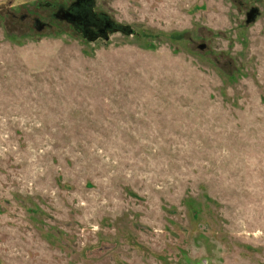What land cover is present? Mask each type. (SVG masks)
<instances>
[{
  "label": "rangeland",
  "instance_id": "obj_1",
  "mask_svg": "<svg viewBox=\"0 0 264 264\" xmlns=\"http://www.w3.org/2000/svg\"><path fill=\"white\" fill-rule=\"evenodd\" d=\"M76 1L0 0V264H264V0Z\"/></svg>",
  "mask_w": 264,
  "mask_h": 264
},
{
  "label": "flooded vegetation",
  "instance_id": "obj_2",
  "mask_svg": "<svg viewBox=\"0 0 264 264\" xmlns=\"http://www.w3.org/2000/svg\"><path fill=\"white\" fill-rule=\"evenodd\" d=\"M74 6H76V8H78V10L72 6L71 11L65 12V15L67 16L68 14H71L72 15L71 18L81 19V21H83V32L85 34H90L91 31H97L95 33V35H96V34L100 33L101 29H104L110 23L109 20H107L105 18L102 27H99L97 30H93L89 26L90 21L87 19V14L85 12L86 0H77L76 3L74 4Z\"/></svg>",
  "mask_w": 264,
  "mask_h": 264
},
{
  "label": "water",
  "instance_id": "obj_3",
  "mask_svg": "<svg viewBox=\"0 0 264 264\" xmlns=\"http://www.w3.org/2000/svg\"><path fill=\"white\" fill-rule=\"evenodd\" d=\"M67 17H68V18H71L72 15H71V14H68ZM76 17H77V16H76ZM71 19H72V18H71ZM111 26H112V24L109 23L104 29H101V30H100V33H104L105 30H106V28L111 27ZM96 32H97V31H91L89 35H91V36H92V35H95Z\"/></svg>",
  "mask_w": 264,
  "mask_h": 264
}]
</instances>
